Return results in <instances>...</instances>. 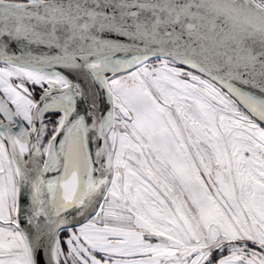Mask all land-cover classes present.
<instances>
[{
    "label": "snow or ice",
    "instance_id": "1",
    "mask_svg": "<svg viewBox=\"0 0 264 264\" xmlns=\"http://www.w3.org/2000/svg\"><path fill=\"white\" fill-rule=\"evenodd\" d=\"M0 264H264V0H0Z\"/></svg>",
    "mask_w": 264,
    "mask_h": 264
}]
</instances>
